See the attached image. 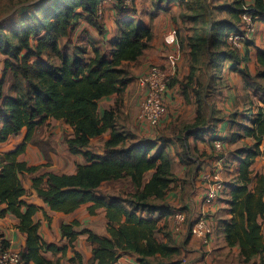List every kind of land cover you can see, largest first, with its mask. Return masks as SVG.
<instances>
[{
  "label": "trees",
  "instance_id": "obj_1",
  "mask_svg": "<svg viewBox=\"0 0 264 264\" xmlns=\"http://www.w3.org/2000/svg\"><path fill=\"white\" fill-rule=\"evenodd\" d=\"M116 3L117 34L111 42L109 54L101 52L91 42L92 56L88 46H76L72 54L60 39L68 37L75 21L87 19L96 25L104 0H37L33 5L15 11L18 23L10 29L0 28V53L4 55V67L0 77V142L27 129L24 141L15 149L0 151V216L8 211L19 218L18 228L26 234V246L21 251V264H60L45 256V252L64 251L54 243L43 240L39 223L34 215L40 207L23 200L26 189L21 180L24 172H34L37 166H29L19 160L39 125L49 118L63 119L74 129L67 138L72 153H83L87 163L80 164L74 173H47L33 179V188L49 205L51 210L71 213L83 204L90 203V214L105 208L108 218L107 235H98L84 228L74 230L77 220L63 224L62 234L71 242L79 234L87 235L93 246L90 264H115L124 253H135L139 264H182L180 249L167 241H161L159 217L151 213L159 210L156 199L162 198L174 181L171 159L164 147H157L155 140L137 139L118 128L114 108L99 112V101L121 92L131 80L125 67L127 62L137 60L150 45L153 38L147 20L127 15V0ZM187 0H158L171 4ZM34 7V9H31ZM30 9V10H29ZM231 19H209L204 24L206 34L192 35V60L197 63L206 47L210 56L208 65L215 68L216 77L225 61L240 63L239 49L227 40L230 32H241L250 44V35L242 30V15L248 13L252 22L264 18V0H233L225 6ZM203 30V27L201 28ZM199 31V29L197 30ZM70 40V38H69ZM55 55L59 61H46L44 56ZM257 62L263 68L264 51L260 50ZM192 66L188 83L192 80ZM10 72L8 87L7 74ZM169 85H172L169 80ZM258 105L249 125L239 123L242 133L237 137H251L254 143L239 151V172L230 187L232 217L224 223L228 245H239L244 262L256 255L264 264V176H258L251 188V167L255 158L264 154V97ZM245 114V113H243ZM242 114V117H243ZM200 118V117H199ZM197 120L185 130L196 127ZM110 131L105 142L104 154L84 150L96 136ZM153 171L148 181L145 173ZM130 177L136 191L124 196L103 195L97 192L105 181ZM145 213V214H144ZM5 247L6 242L2 243Z\"/></svg>",
  "mask_w": 264,
  "mask_h": 264
},
{
  "label": "crops",
  "instance_id": "obj_2",
  "mask_svg": "<svg viewBox=\"0 0 264 264\" xmlns=\"http://www.w3.org/2000/svg\"><path fill=\"white\" fill-rule=\"evenodd\" d=\"M246 1L251 4L254 0ZM115 6L114 0H104L99 14L103 10L107 12L109 7L114 11ZM175 17H177L175 11L166 10L147 20L153 32L149 47L137 60L125 64L131 77L130 82L121 92L101 99L99 112L103 114L105 110L114 108L119 129L128 135H134L137 139L157 140V147H164L170 157L174 181L162 198L154 200L159 210L151 214L159 217L161 231L156 234L158 239L178 246L179 257L181 253L186 254L185 258L180 257L183 260L182 264H261L260 255L244 262L239 245H228L224 223L232 217L229 183L239 172V156L243 157L239 151L254 143L251 137H237L236 133L243 131L239 126L241 120L238 119L245 111L250 110L251 99L254 101L258 96L264 97L262 95L264 78L260 74L263 68L257 62L259 51H264V18L254 22L250 44L239 50L240 63L232 66V61H225L221 71L214 77L215 73L211 72L207 62L204 66L200 64V60L193 63L191 30L183 27L179 18L174 20ZM118 18L120 16L115 17L117 20ZM82 19L85 18L75 21L76 24L68 37L60 39L61 46L71 48L82 41V37H86L87 42L91 41V35L83 29L86 23ZM91 32L94 34V31ZM116 34L115 31L111 38H108V46L100 42L94 44L101 52L109 54L112 49L111 42ZM92 55L93 52L87 56ZM3 60L4 58L0 61L1 76ZM154 64L164 67L169 79H174L165 95L167 113L158 126H152L138 117L139 107L145 96L139 78ZM193 65L195 67L193 78L185 88L184 84L188 82ZM6 78L9 87L10 72ZM197 120H200L198 126L185 130L186 126H192ZM156 129L163 131L158 138L155 136ZM73 132V127L65 120L52 117L36 128L33 141L27 144L26 150L19 156V160L27 165L38 167L34 172L21 174L26 189L22 198L27 203L40 207L34 215V220L40 225L39 231L43 240L65 247L64 251L45 252L47 258L59 260L60 264H90L93 246L87 235L79 234L71 242L63 236L62 226L77 220L79 225L74 226V230L79 232L88 228L98 235H107L106 209L100 208L96 214H90L88 210L90 203H85L71 213L53 211L33 188V179L36 176L47 173H74L78 165L87 163L83 153L70 151L67 138L73 136ZM26 133L27 129L23 128L7 141L0 142V151L6 152L18 147L24 141ZM109 136L110 131H106L94 137L84 150L104 154L105 142ZM217 141L222 143L223 152L216 148ZM260 147L264 149V144ZM220 166L225 188L212 204L206 206L214 231L209 241L205 243L190 233V225L203 208V200L210 184L207 175ZM251 170L253 179L251 188H254L257 177L264 176V154L255 158ZM152 172L145 173V181H148ZM136 189L131 178L125 177L103 182L97 192L103 195L122 193L126 196ZM5 207V204L0 205V209ZM178 208L187 213L188 221L177 231L173 212ZM19 221V218L10 211L0 216V243L6 242L7 246L21 252L26 246V234L19 230ZM169 236L176 242L168 241ZM115 264L139 263L137 255L130 252L124 253Z\"/></svg>",
  "mask_w": 264,
  "mask_h": 264
},
{
  "label": "rangeland",
  "instance_id": "obj_3",
  "mask_svg": "<svg viewBox=\"0 0 264 264\" xmlns=\"http://www.w3.org/2000/svg\"><path fill=\"white\" fill-rule=\"evenodd\" d=\"M36 1L37 0H0V28L10 29L11 26L16 25L18 23L19 17L15 14V11L22 9L25 6L33 5ZM232 2L233 0H187L185 2H173L169 6V4L167 3H159L158 0H127L126 6L129 8V11L127 12L128 16L135 19L144 20L152 19L151 17H155L157 14H162V12L166 10L175 11L177 17H175L174 20H176V18H179L180 24L185 28H189L191 30V34L194 36L198 33L199 35L206 34L204 24L209 19H231L230 15L225 9V6L231 4ZM31 9H34V7H32ZM116 13V7H114V11L113 8L110 7L108 8L107 12L106 10H103L95 18L96 25L91 24L88 20L82 19L86 23L83 29L91 35V41L87 42L88 39L86 37H82L81 39L83 40L80 41L77 45L75 44L70 49L68 48L69 52L71 54L75 52L76 46H88V49L90 51L89 53H91L93 52L91 42L95 44H98L100 42L101 44L103 43L105 46H108V38H111V35L115 31L117 32L118 29L117 19H115V17L117 16ZM202 27L203 30H201ZM198 29L199 31H197ZM91 31H94V34ZM253 31L254 29L248 33V36L251 35ZM256 35H258V33ZM92 38H94L95 40H93ZM246 42L247 41L245 40V42H243V47L241 46L238 49L241 50L242 48L246 47ZM2 58H4V55L0 53V61ZM44 59L46 61L50 60L51 62L59 61L58 58L53 54H50V56L46 54L44 56ZM209 61L210 56L206 52V47H203V52L200 55V64L204 66L206 62L208 64ZM209 67L211 68V72L214 74V72L216 71L215 68H212L210 65ZM173 81L174 79L172 78L170 80V83H172ZM262 95H264V90L262 91ZM261 97L263 96H258L256 99H254V101H252L251 99L249 107L250 110L245 111V114H243V118L240 117L238 120H242L243 124L249 125V117H253V113H256L258 105H263ZM156 130L155 132L157 133H155V136H157L158 138L159 134H163V131L162 129H159V131L158 129ZM155 142H157V140H155ZM167 238L168 241L176 242V240L172 239V237L170 236ZM180 257L185 258L186 254L181 253Z\"/></svg>",
  "mask_w": 264,
  "mask_h": 264
},
{
  "label": "built area",
  "instance_id": "obj_4",
  "mask_svg": "<svg viewBox=\"0 0 264 264\" xmlns=\"http://www.w3.org/2000/svg\"><path fill=\"white\" fill-rule=\"evenodd\" d=\"M242 30L248 34L254 29L252 16L248 13L242 15ZM245 36L241 32H230L227 40L235 47H243ZM169 74L161 65H151L148 71L139 78V84L144 90V98L140 104L138 117L152 126H158L167 113V105L165 103V95L169 88ZM216 148L223 151L221 142H216ZM209 181L208 190L203 200V208L194 218L190 225V233L205 243L209 241L213 233V227L210 217L207 214L206 206L212 204L225 188V182L222 178V166L207 175ZM176 222L175 229L178 231L182 224L188 221V215L184 210L176 209L173 212ZM21 253L5 247L0 243V264H21Z\"/></svg>",
  "mask_w": 264,
  "mask_h": 264
}]
</instances>
